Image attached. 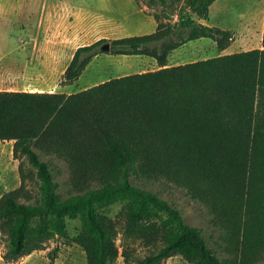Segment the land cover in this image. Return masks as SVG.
I'll return each mask as SVG.
<instances>
[{
    "label": "trees",
    "instance_id": "obj_1",
    "mask_svg": "<svg viewBox=\"0 0 264 264\" xmlns=\"http://www.w3.org/2000/svg\"><path fill=\"white\" fill-rule=\"evenodd\" d=\"M215 1L143 0L160 9L151 14L155 31L78 47L59 84L77 80L99 53L148 56L157 70L70 94L0 90V141H13L20 174L19 186L0 196L5 262L67 238L68 221L78 220L72 240L87 264L119 256L124 264H165L177 255L189 264H264V22L263 48L167 65L173 50L195 39L210 38L219 50L229 45L230 30L200 22ZM39 154L67 163L75 195H59ZM25 162L35 169L36 196L25 184ZM157 179L207 205L227 257L176 208L134 184ZM134 242L150 252L137 257Z\"/></svg>",
    "mask_w": 264,
    "mask_h": 264
},
{
    "label": "rangeland",
    "instance_id": "obj_2",
    "mask_svg": "<svg viewBox=\"0 0 264 264\" xmlns=\"http://www.w3.org/2000/svg\"><path fill=\"white\" fill-rule=\"evenodd\" d=\"M143 3V0H138ZM107 4L99 3V0H0V63L8 56H13V52L20 49L21 40H31L32 44L26 48L36 51L39 57L49 54L53 62L28 61L20 63V71L17 70H0V90L14 89L31 90L39 92H78L89 86L101 83L103 81L116 78L121 72L137 73L143 61L138 56L124 57L115 54L99 53L93 58L88 70L83 72L77 80L69 84L68 87L59 84L63 70L69 63L70 57L74 51L83 46V43L91 42L87 40V35H92L94 31L89 25L94 21L98 22L102 19L109 18L118 20L123 16V23L134 32L139 17L134 15L133 10L127 8L122 9L116 4V0H107ZM263 0H216L209 8V23L218 26V28H226L231 25H239L241 20L250 19L251 30L244 37L246 44L241 46L242 49H256L261 47L262 36L260 32L263 29ZM68 7L73 9L70 14V20L65 28H61V32H66L69 37L60 39V45L52 41L53 31L51 29L41 27L47 22L51 11L57 7ZM126 7V6H125ZM71 9V10H72ZM160 9L150 8V14L159 12ZM144 23H148V19ZM175 19V18H174ZM145 26V25H144ZM142 28V27H141ZM150 31V27L142 29ZM154 30V29H151ZM152 32V31H151ZM50 36H48V35ZM134 36V35H133ZM50 37V38H49ZM110 37V36H107ZM261 37V38H260ZM48 38V43L52 46H44V42ZM51 39V40H49ZM112 40L110 38H105ZM41 43V44H40ZM206 44V45H205ZM208 44V45H207ZM210 39H204L202 42H194L189 44L190 47H198L190 49L189 53L197 51L203 52L200 56L192 59L201 60L209 56H214L218 48L211 47ZM205 45V46H204ZM6 54V55H5ZM4 55V56H3ZM34 59L38 56H32ZM148 57V56H146ZM33 59V58H32ZM156 62L146 64L143 71H149L156 67ZM6 67L16 68V64L5 63ZM9 73V74H8ZM41 160L49 161L51 165L54 181L57 183V192L66 199L77 192L73 190L69 182V169L65 161L39 154ZM15 163V167L12 165ZM19 161L12 158L9 153V146L5 142H0V196L7 191L15 189L20 184V174L18 172ZM22 173L25 175V184L33 195H37L38 182L35 177V169L28 163L23 164ZM134 184L150 190L159 198L168 202L179 211L185 224L198 228L202 231V235L207 245L214 249L220 259H224L228 255L224 251L225 244L221 241L223 231L213 223L212 214L206 204L189 196L186 190L173 182L166 179L157 180H139ZM120 210V204L110 207V216L115 218ZM122 223H120L121 225ZM79 221H68V237H54L46 243L44 250H38L28 256L21 257L13 262H5L2 258L4 251L3 241L0 239V264H87L85 252L77 245L72 236L78 232ZM121 243V233L118 235L117 244ZM132 252L137 257H143L150 252L144 248L139 242L131 243ZM112 264H124L122 256H119ZM165 264H189L180 255L174 256L166 260Z\"/></svg>",
    "mask_w": 264,
    "mask_h": 264
},
{
    "label": "crops",
    "instance_id": "obj_3",
    "mask_svg": "<svg viewBox=\"0 0 264 264\" xmlns=\"http://www.w3.org/2000/svg\"><path fill=\"white\" fill-rule=\"evenodd\" d=\"M106 1L107 0H99V3L107 4ZM116 4H118L120 7L124 6V8H122L124 10H126L127 8H130L131 10H133L134 15L136 17H139L138 23L135 26L137 28H135L134 32L131 33V30L127 27V25H124L123 16H121V18L118 20L105 18V19H102L98 22L94 21L92 24L89 25V28H93L90 30H92V31L96 30V32L94 31V33L92 35H87V37H86L87 40L92 39V41L88 42V43H83V45L91 44V43H93L99 39H105V38L117 39V38H122V37L133 36V35L149 34V33H152L155 31L156 22H155L153 16L149 12L150 9L147 8L142 2L139 4L137 2V0H116ZM71 9L72 8H68L67 6L66 7H57L54 11H51V14L49 15L45 25L43 24V20H42L41 27L44 26L45 28L51 29L53 31V36L51 37V39H52V41L56 42L57 45H60L59 42H60L61 38L69 37L68 34H66V32H61L60 29L65 28L69 24L68 21L70 20V14L73 13V9L72 10ZM262 12H263V17H264V0H263V4H262ZM140 16L147 18L149 20L148 23H144L145 19L143 20V18H140ZM200 22L205 24V25H208V26H214V25L209 23V18L207 20H200ZM250 22H251L250 19L247 18L246 20L242 19L241 23L239 25H236V26L231 25L230 27L220 28L223 30H230L232 32L231 41H230L229 45L224 50L218 49L217 53L214 56H209L206 58H211V57H215V56L232 54V53H236V52H240V51L250 50V49H242L241 48V46L246 44V41H244V37L251 30V28H250L251 23ZM147 26L150 27V31L146 32V31L142 30V29L146 28ZM215 27H218V26H215ZM151 29H154V30H151ZM262 33H263V29H262V32H260V36H262ZM48 36H50V35H48ZM107 36H110V37H107ZM51 39H49V40H51ZM204 39H207V38H199V39L189 41V42L183 44L182 46L176 48L175 50H173L168 56L167 65L168 66H175V65H179V64H185L188 62L197 61V60L192 59V58H194L195 56L198 57V56L202 55L203 52L197 51L195 53H189L190 49H193V48L197 49L198 48L197 46L196 47H190L189 44L194 43V42H202ZM31 42L32 41L29 39L28 40H21V42L19 43L20 49H17L15 52H13L12 53V54H14L13 56H8V59L5 58L2 60V63H0V70L4 69V71H5L7 68V70L20 71V65L22 63L28 62L30 60L31 61L36 60V61H42V62H53V61H55L54 59H51L49 57L50 56L49 54L44 55V57L42 58V57H39L40 54L38 55L36 53V51L31 52V50L26 48L28 45L32 44ZM41 43L44 46H52L50 43H48V38H45L44 42H41ZM32 45L35 46L37 44L33 43ZM209 45L211 47H213V46L217 47L216 43L212 39H210ZM260 48H263L262 41H261V47ZM36 55L38 56V58L36 57V59H34V57H32V56H36ZM116 56L124 57L125 55H116ZM133 56H138L141 58V60H144L143 61L144 65L141 66V68L138 70L137 73L144 72L143 69H144V67H146L145 65L147 63L148 64H153V62L155 63V60L151 57H146V56H141V55H133ZM129 57H131V56H129ZM71 58H72V56L70 57V60H71ZM206 58H204V59H206ZM70 60H69V62H70ZM6 62L10 63V64H16L17 67L13 68V69H12V67H9V66L6 67L5 66ZM90 64H91V62L87 65V67L85 68V70L83 72L88 70V66ZM66 66H65V68H66ZM158 68L159 67L156 64V67L153 68L152 70H157ZM127 74H132V73L131 72H124V73L121 72V74H119L117 77L124 76ZM68 85L69 84H65V86H63V87L67 88ZM8 91H17V90L8 89ZM22 91H27V90H22ZM29 91H31V90H29ZM60 92L70 94V93L64 92V91H60ZM4 142L6 144H8L9 153L11 155L12 154L13 141H4ZM12 158H13V156H12ZM12 166L15 167L16 166L15 163Z\"/></svg>",
    "mask_w": 264,
    "mask_h": 264
},
{
    "label": "water",
    "instance_id": "obj_4",
    "mask_svg": "<svg viewBox=\"0 0 264 264\" xmlns=\"http://www.w3.org/2000/svg\"><path fill=\"white\" fill-rule=\"evenodd\" d=\"M101 50L104 51V52L109 51V44L108 43L103 44L102 47H101Z\"/></svg>",
    "mask_w": 264,
    "mask_h": 264
}]
</instances>
